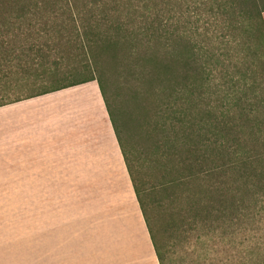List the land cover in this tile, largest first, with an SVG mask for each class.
Masks as SVG:
<instances>
[{
  "label": "trees",
  "instance_id": "trees-1",
  "mask_svg": "<svg viewBox=\"0 0 264 264\" xmlns=\"http://www.w3.org/2000/svg\"><path fill=\"white\" fill-rule=\"evenodd\" d=\"M190 4L197 19L237 31V82L222 97L211 87L215 51L195 39L197 27L190 34ZM263 13L264 0H0V108L96 82L158 263L168 264L151 195L161 198V233L175 240L199 226L237 234L264 209ZM244 50L262 64L261 80L252 70L251 101L237 85L251 70L238 66Z\"/></svg>",
  "mask_w": 264,
  "mask_h": 264
},
{
  "label": "crops",
  "instance_id": "crops-1",
  "mask_svg": "<svg viewBox=\"0 0 264 264\" xmlns=\"http://www.w3.org/2000/svg\"><path fill=\"white\" fill-rule=\"evenodd\" d=\"M63 184H85L88 208L104 213L103 238L50 244L62 249L40 264H159L96 82L0 108L8 209L16 198H61Z\"/></svg>",
  "mask_w": 264,
  "mask_h": 264
},
{
  "label": "rangeland",
  "instance_id": "rangeland-1",
  "mask_svg": "<svg viewBox=\"0 0 264 264\" xmlns=\"http://www.w3.org/2000/svg\"><path fill=\"white\" fill-rule=\"evenodd\" d=\"M193 8L191 7L187 14L191 28L189 31L191 34L197 27L199 36L198 38L195 36V39H198L208 51L212 49V53L215 51L216 59L211 60L209 57L210 63L213 62L210 66L215 68L211 87L219 89L218 95L213 96L214 98L222 97L227 88L237 82L235 67L238 62L233 40V37H237V31L220 30L216 22L207 18L205 14L198 16L200 20L198 21L195 16L196 12L192 13ZM202 9L203 6H201ZM250 35L251 32L247 30L243 35V41L246 40L249 44ZM191 38L194 40L193 36ZM221 41L229 42V44L223 45ZM246 54L248 52L244 50L240 55L244 64L238 66L244 72L249 66L251 70L245 72V81L240 76L242 74L239 75L237 85L238 88L247 90V97L251 101L255 98L254 94H251L255 91L252 89V70L256 72L258 80H261L262 71L259 67L262 64L260 59L254 62V58ZM70 77L72 81L77 78V75ZM262 88L264 89V86ZM16 92L20 93L19 90ZM26 92L30 91L26 90ZM115 105L123 109L119 101ZM114 110V120L123 137L126 127L122 126V119ZM176 115L177 113L172 117ZM128 128L131 129V126L129 125ZM127 149L135 156L139 166L137 170L143 169L140 171L141 178L143 183L147 184L151 177L147 176L142 162L139 161L137 142L131 140L129 145L127 144ZM63 187L65 192L61 198H16L14 206L9 209L7 200L0 199V264H40L39 255L54 254L55 251L60 253L62 249L51 247L50 244H63L64 240H77L82 244H92L95 239L103 238L104 213L101 210H94L93 207L88 208L85 184H63ZM160 200V197L151 195L147 202L152 210V218L160 230V236L165 238L161 244H164V250L169 252L168 264H264L263 207L259 209L257 206L256 210L251 211L252 219L249 220L248 226L245 230H238L237 234H229L228 230L199 226L197 232L193 231L189 234V239L175 240V237L168 239L169 234H164L165 231L161 233L164 219L159 214L160 212H157L162 209L158 206ZM197 235L200 239L196 238ZM104 263L110 264L105 261Z\"/></svg>",
  "mask_w": 264,
  "mask_h": 264
}]
</instances>
